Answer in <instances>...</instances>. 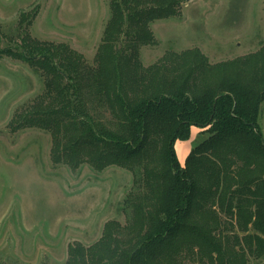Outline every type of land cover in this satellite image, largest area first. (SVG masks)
<instances>
[{
  "label": "trees",
  "instance_id": "16d2710c",
  "mask_svg": "<svg viewBox=\"0 0 264 264\" xmlns=\"http://www.w3.org/2000/svg\"><path fill=\"white\" fill-rule=\"evenodd\" d=\"M179 9L178 0H108L92 65L32 38L23 16L11 37L0 27V59L42 81L10 131L47 133L54 166L132 175L125 225L105 224L92 246L69 245L65 264H264V46L218 64L171 52L143 67L140 50L156 45L150 26ZM192 127L200 132L181 166L174 145Z\"/></svg>",
  "mask_w": 264,
  "mask_h": 264
},
{
  "label": "rangeland",
  "instance_id": "374dc122",
  "mask_svg": "<svg viewBox=\"0 0 264 264\" xmlns=\"http://www.w3.org/2000/svg\"><path fill=\"white\" fill-rule=\"evenodd\" d=\"M178 1L179 17L150 26L156 45L140 50L143 67L171 52L198 50L218 64L264 46V0ZM109 15L108 0H0V27L7 37L23 16V23L32 22L27 28L32 38L65 44L89 65ZM41 91L42 81L29 67L0 59V262L8 264H65L69 245L92 246L105 224L125 225L121 207L132 188L128 171L54 166L47 133L10 131L16 110ZM258 124L264 138V103ZM194 128L178 144L183 164L198 138Z\"/></svg>",
  "mask_w": 264,
  "mask_h": 264
},
{
  "label": "crops",
  "instance_id": "0c3cea01",
  "mask_svg": "<svg viewBox=\"0 0 264 264\" xmlns=\"http://www.w3.org/2000/svg\"><path fill=\"white\" fill-rule=\"evenodd\" d=\"M194 129H195L196 132L199 134L200 130L197 129V128H194ZM179 143H181V141H176V143H175V145H174L175 154H176V153H179V151H180V148L178 147V144H179ZM192 145H193V144H192ZM176 155H177V154H176ZM178 162H179V164H180L181 166L184 165L181 161L178 160Z\"/></svg>",
  "mask_w": 264,
  "mask_h": 264
}]
</instances>
